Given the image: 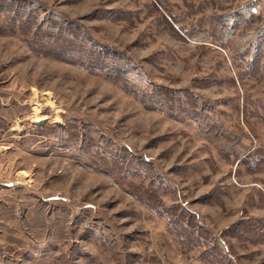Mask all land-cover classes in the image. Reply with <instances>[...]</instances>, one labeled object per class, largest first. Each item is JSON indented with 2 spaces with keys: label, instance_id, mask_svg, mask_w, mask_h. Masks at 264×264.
Returning <instances> with one entry per match:
<instances>
[{
  "label": "rangeland",
  "instance_id": "rangeland-1",
  "mask_svg": "<svg viewBox=\"0 0 264 264\" xmlns=\"http://www.w3.org/2000/svg\"><path fill=\"white\" fill-rule=\"evenodd\" d=\"M0 264H264V0H0Z\"/></svg>",
  "mask_w": 264,
  "mask_h": 264
},
{
  "label": "trees",
  "instance_id": "trees-1",
  "mask_svg": "<svg viewBox=\"0 0 264 264\" xmlns=\"http://www.w3.org/2000/svg\"><path fill=\"white\" fill-rule=\"evenodd\" d=\"M56 126V125H55ZM58 128V126H56Z\"/></svg>",
  "mask_w": 264,
  "mask_h": 264
}]
</instances>
